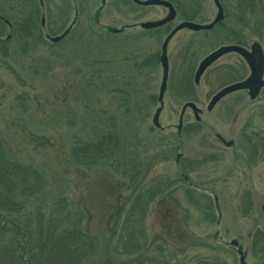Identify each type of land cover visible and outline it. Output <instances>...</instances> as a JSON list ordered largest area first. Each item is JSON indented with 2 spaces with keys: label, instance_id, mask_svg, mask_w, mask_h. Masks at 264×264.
<instances>
[{
  "label": "rangeland",
  "instance_id": "rangeland-1",
  "mask_svg": "<svg viewBox=\"0 0 264 264\" xmlns=\"http://www.w3.org/2000/svg\"><path fill=\"white\" fill-rule=\"evenodd\" d=\"M20 1L0 0V13L22 8ZM34 1L42 13L37 41L21 40L0 22V137L12 160L47 181L43 193L25 202L24 217L43 221L45 231L61 218L79 224L97 243L86 264H239L226 243H246L257 218L264 224V89L255 100L239 91L207 110L219 90L250 74L242 57L230 53L195 84L200 62L228 45L226 32L183 29L172 38L162 128H156L168 34L139 24L165 18L168 9L134 0ZM180 1L196 14L195 23L217 15L214 0ZM220 2L222 22L243 47L257 42L264 51V0ZM181 22L178 16L172 27ZM156 55L158 62L142 65ZM185 75L192 76L191 93ZM188 102L203 111L201 120L189 108L178 129ZM112 134L123 148L118 154L92 157L87 165L73 156L76 147Z\"/></svg>",
  "mask_w": 264,
  "mask_h": 264
},
{
  "label": "trees",
  "instance_id": "trees-1",
  "mask_svg": "<svg viewBox=\"0 0 264 264\" xmlns=\"http://www.w3.org/2000/svg\"><path fill=\"white\" fill-rule=\"evenodd\" d=\"M168 1L174 5L182 21L196 19L195 13L187 14L180 0ZM19 4L23 7L13 9L10 7L9 10L3 8L0 22L4 26L6 22L13 26L21 40L33 37L37 41L42 37L41 7L34 0H21ZM20 13H24L23 19H20ZM8 14L11 18L5 16ZM172 26L170 23L158 30L168 34L173 29ZM212 31L218 32L220 36L225 31L227 44L244 45L238 32L227 27L224 22L219 23ZM3 42L0 39V44ZM158 58L156 55L153 61L147 59L142 65L151 66L159 61ZM183 81L186 91L191 93L195 90L191 75H185ZM156 99L153 97L154 101ZM122 149L117 136L112 134L102 137L95 144L76 147L73 156L82 157L81 161L87 165L93 161L92 157L103 155L102 159L104 156L118 154ZM46 187L47 181L39 171L8 156L0 137V264H86L85 260L95 252L97 245L95 238L79 224L75 225L67 218L58 219L61 225L54 227L55 230L45 231L43 221L41 224H35L31 216L30 219L24 217L25 202L39 196ZM140 199L136 200L139 201L136 205L142 206Z\"/></svg>",
  "mask_w": 264,
  "mask_h": 264
},
{
  "label": "water",
  "instance_id": "water-1",
  "mask_svg": "<svg viewBox=\"0 0 264 264\" xmlns=\"http://www.w3.org/2000/svg\"><path fill=\"white\" fill-rule=\"evenodd\" d=\"M41 4H43V0H40ZM134 2L140 6H163L168 9V14L165 18L158 20V21H147L140 23V27L144 30H152L156 29L162 26H165L166 24L174 21L176 19V10L172 3L165 1V0H146V1H140V0H134ZM215 5L217 7V15L215 19L208 24H199L191 21H183L179 23L175 28L167 35L165 38L162 48H161V56H160V63L163 68V78L162 83L160 87V92L158 96V102L160 103V107L156 110V113L153 117V124L156 128H162L159 117L160 114L164 108V96L167 91L168 86V77H169V59H168V45L171 41V39L176 35L177 32L188 29L195 32L200 31H210L212 30L217 24L222 22L225 19L224 9L223 6L220 3V0H214ZM44 16L42 18V26L44 25ZM120 30H112V32H119ZM68 32L63 34L62 36L53 37L50 40L53 43L59 42L63 37L67 35ZM230 53H236L240 55L246 64L248 65L250 69L249 76L239 82L232 83L228 86H225L221 90H219L211 99L207 110L211 111L215 108V106L226 96L233 94L235 92L239 91H248L249 96L251 100H255L259 97L261 91L264 89V51L262 46L255 42L251 45L250 49H247L241 45L236 44H230V45H223L213 52H211L209 55H207L199 64L197 71L195 73L194 81L195 84H199L202 76L204 73L219 59H221L223 56L230 54ZM191 109L194 113L196 121L200 122L201 117L200 115L203 113L201 109L197 107V105L193 102L186 103L181 112V116L179 119V126L178 129H181L183 127V116L187 109ZM217 138L225 144L227 147H231L233 145L232 141H226L225 138H223L220 134L217 135ZM232 244H236V242H232ZM239 253L241 255V262L245 264L244 257L241 253V250H239Z\"/></svg>",
  "mask_w": 264,
  "mask_h": 264
},
{
  "label": "flooded vegetation",
  "instance_id": "flooded-vegetation-1",
  "mask_svg": "<svg viewBox=\"0 0 264 264\" xmlns=\"http://www.w3.org/2000/svg\"><path fill=\"white\" fill-rule=\"evenodd\" d=\"M246 92L249 94L248 91ZM263 212H264V207H263ZM244 214H245L244 216L245 218H247V216L249 215V214L247 215L246 211ZM248 234H249V236L247 237L248 241L246 243L240 242L238 238L233 239L228 244L226 243V245L230 246L231 248L233 247L235 249V253L239 257V264H243L241 262V255L239 253V250H241V253L244 257L245 264H252L250 263V260L255 261L256 259H258V261H261V262L264 260V224H263V221L257 218L255 227H253L252 230ZM220 238L222 239V237ZM234 241L236 242V244H232V242ZM220 264H234V263L232 262L223 263L222 262Z\"/></svg>",
  "mask_w": 264,
  "mask_h": 264
}]
</instances>
